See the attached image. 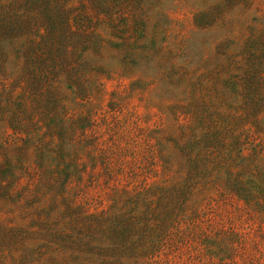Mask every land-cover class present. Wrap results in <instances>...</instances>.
Instances as JSON below:
<instances>
[{"label": "rangeland", "instance_id": "374dc122", "mask_svg": "<svg viewBox=\"0 0 264 264\" xmlns=\"http://www.w3.org/2000/svg\"><path fill=\"white\" fill-rule=\"evenodd\" d=\"M0 264H264V0H0Z\"/></svg>", "mask_w": 264, "mask_h": 264}]
</instances>
